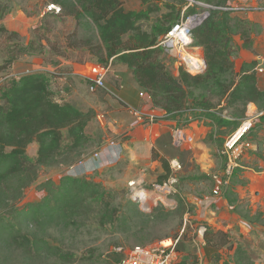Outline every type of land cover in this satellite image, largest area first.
<instances>
[{"label":"trees","instance_id":"trees-1","mask_svg":"<svg viewBox=\"0 0 264 264\" xmlns=\"http://www.w3.org/2000/svg\"><path fill=\"white\" fill-rule=\"evenodd\" d=\"M48 1L59 8L55 17L72 18L76 27H84L88 35L80 38L76 30L70 32L62 49L53 44L49 32L37 34L25 45L17 32L0 26V36L12 43L6 47L7 58L0 63V74L5 73L0 83V205L18 197L37 178L40 168L75 166L95 153L89 152L95 143L91 133L95 110L65 97L69 87L61 80L69 79L71 71L61 60L70 59L68 51L86 53V57L81 54L75 62L100 67L105 72V83L116 85L115 75L128 71L152 107L163 111V119L173 123V129L202 123L209 128L205 141L214 147L220 148L224 137L238 128L249 104H254L262 114L248 140L254 129L264 127V90L257 87V61L243 62L238 70L235 65L240 51L255 53V38L264 30L258 23L239 16L240 11L231 6L233 0H195L206 8L187 6L188 0H175L179 5L139 0L140 10L125 8L124 0ZM198 8L206 11L207 16L192 29L191 38L192 46L202 50L205 71L189 74L179 68L178 76H174L165 64L158 42L179 22L184 9L183 17H187L200 14ZM9 13V5L0 0V21ZM46 48L55 58L48 65L51 70H33L18 76L9 71L18 58L42 56ZM32 143L38 146L34 159L26 153ZM95 146L99 149L102 143ZM152 160L163 169L158 184L172 178L167 159L154 154ZM233 176L226 187L219 189L228 191ZM45 185L48 196L28 212H19L21 224L40 219L41 226L56 220L69 223L84 206L99 208L97 215L109 222L115 218L112 194L86 175L62 177L58 186L51 182ZM203 228L204 246L213 251L211 261L218 264L222 259L219 251L231 248L229 236L222 230ZM1 231L5 234L0 236V248L20 250L27 262L47 257L54 250L45 238L23 235L19 226L2 224ZM180 255L177 264H187L181 252ZM232 261L252 264L239 247L235 248Z\"/></svg>","mask_w":264,"mask_h":264},{"label":"rangeland","instance_id":"rangeland-1","mask_svg":"<svg viewBox=\"0 0 264 264\" xmlns=\"http://www.w3.org/2000/svg\"><path fill=\"white\" fill-rule=\"evenodd\" d=\"M2 1L9 5L10 13L0 21V26L8 31L17 32L25 45L41 32L45 34L49 32L53 44L56 43L61 48L65 44V36L72 31L76 30L80 38L88 35L84 27H76L72 18L55 17L59 13V8L48 0ZM163 1L179 5L175 0ZM233 1L234 6L231 5L233 8H242L243 12L248 13L264 7V3H258L257 0ZM124 6L133 10L142 8L139 0H124ZM200 10L201 13L196 15L195 19H191V26L206 14V11ZM241 17L245 18V16ZM256 39L257 37L255 42ZM235 40L237 44H240L237 38ZM11 44L6 36H0V63L7 58L5 50ZM240 53L235 59L236 70L242 64ZM81 54L87 56L80 51H68L66 55H69V60L75 62ZM252 57L257 64L261 61L256 51L252 53ZM163 59L167 68L173 72L174 66L171 61L174 60L173 62L177 64V59L166 54L163 55ZM53 60H55L54 56L46 48L42 56L24 55L18 58L13 64L15 72L12 69L13 66L9 71L21 74L37 70L39 67H46ZM85 72L90 80L101 74L98 69L89 72L85 69ZM78 73L83 74L84 70L78 69L76 74ZM4 75L5 73L0 74V83ZM263 79L264 76L259 77L262 81L261 87L264 86ZM77 81H74L76 93L74 94L73 91V98L88 105L93 96L88 93L87 85L83 81L80 83ZM105 107L100 111L104 112ZM250 115L255 113L252 112ZM91 133L95 143L90 146L89 152L95 153L90 154L85 158L86 160L94 158V155L99 154L104 147L103 130L97 124H93ZM164 138L163 142L157 143L152 149L151 159L154 154L158 158L167 159L173 172L172 178L177 184L174 195L159 200L152 198L151 191L152 186L158 184L159 177L163 174L158 161H155L157 164L150 162L152 164L148 163V166H144L128 162L125 156L120 157L119 163L113 166L100 165L94 167L95 171H91L92 173L85 171L77 174L71 171L75 166L70 165L40 168L37 178L25 187L18 197L0 205V236L5 234L1 231L2 224L16 225L22 229L23 235L45 238L54 250L47 257H38L27 262L24 259V253L20 250L1 246L0 264H119L124 253L134 247H147L180 235L182 237L179 250L187 264H214L211 261L213 251L205 248L203 235L199 233L201 227L222 230L229 236L231 248L224 247L219 251L222 259L218 264H232V255L237 247L252 264H264V179H262L264 178V127L261 129L258 127L250 134L249 142L253 148L245 151L239 160L238 165L241 169H238L239 171H236L233 176L228 191L220 190L217 182L212 179L213 175H221L225 169L226 161L221 152L229 138L228 135L224 137V143L220 148L215 147L212 162L209 163V165L212 163L214 167L209 168V175L204 176L203 179H197L201 176V171L196 162L202 154L198 155L191 149L175 147L173 143H177L174 140L172 143L169 135ZM195 141L191 143L183 141L180 144L196 146ZM97 142L102 143L99 149L95 146ZM37 148V144H30L26 150L27 155L34 159ZM173 157L177 159L180 166L177 170L172 168ZM85 159L80 164L85 163ZM98 169L101 170L98 172ZM81 174L86 175L87 179L100 183L107 192L112 194L114 212H116L112 222L102 219L101 214L97 215L99 208L84 206L85 209L80 210V215L69 223V220H56L41 226L39 221L42 219L33 220L26 225L20 223L19 212H28L48 196L46 183L51 182L58 186L62 177L79 178ZM217 189L219 194L214 196L212 192ZM143 190L147 197L142 201L140 197L135 198L134 194Z\"/></svg>","mask_w":264,"mask_h":264},{"label":"crops","instance_id":"crops-1","mask_svg":"<svg viewBox=\"0 0 264 264\" xmlns=\"http://www.w3.org/2000/svg\"><path fill=\"white\" fill-rule=\"evenodd\" d=\"M257 1L258 3H264V0ZM233 3L234 1L231 2V5ZM236 10L240 11L239 14H242L241 16H245V18H247L248 20L258 23L264 30V7H260L257 9V11H252L249 13L243 12L242 8H236ZM254 50L261 57V61L258 62L256 69L257 87L259 90H264V86L261 87L260 85L262 81L259 80V77L264 76V33L257 37L254 44ZM198 51L202 54V50L200 48L198 49ZM240 56L242 57V60L240 61L242 63L251 61L253 58L252 53L244 50L241 51ZM61 61V63L64 66L69 67V70L71 71V77L69 79L61 80L66 82L67 86L69 87V93L65 94V97L69 100L80 102L85 108L94 109L97 116L92 124H97L105 134V140H103L104 147L99 153V157L97 159H87L85 163H82L84 164L83 166L77 164L74 168L71 169V171L75 174L85 171L94 172V167L96 166H113L119 163V160H116V155L118 153L121 158L126 156L128 162L132 164L139 163L143 164L144 166H148L152 163L157 164V162L152 161L151 159L152 149L157 143L163 142L165 140L164 136L166 135H169L172 143L173 140L174 142H176V131L172 127V122L163 119L165 117L164 112L152 107L150 99L143 93L137 83L132 79L129 72H118L115 75L116 85L106 82L105 91L98 90L94 93H91L88 90V86H86L88 93L93 96V98L87 105L85 103H82L80 100H76L73 98V91L74 94L76 93V84L74 83V81L78 80V83L83 81L87 85V81H90V79L88 77L89 75L85 72V69L87 70V72L94 71L95 69L101 71L102 69L97 65L88 62L78 63L71 60ZM173 61H171V64L174 66V71L172 72V74L174 76H178L179 67L178 64ZM12 69L15 72L14 65ZM39 69L43 71H49L52 69V67H39ZM78 69H83L84 73L76 74ZM14 72L12 73L13 76H18L25 73L23 72L21 74H15ZM104 106H106L104 108V112H101L100 110ZM252 112L256 113L258 112V110L254 104H249L245 116L252 114ZM138 116H140L141 119ZM147 116L156 117V121H148V119L146 118ZM179 130L182 131L184 135L191 140L189 141L190 143L196 140L195 143L197 142V145L193 146L192 144L185 143H181L178 145L173 143V145H176L175 147L191 149L194 153H198V155L202 154L199 158V161H196L201 171V176H199V178L208 176V171H210L209 168L212 169L214 167L212 163L210 165L209 163L212 162L211 160L213 158L215 149L212 144L205 141V136L209 128L203 126L202 123L194 122L187 127L181 128ZM110 144H112L113 147H107ZM182 145H184L185 147ZM198 147L200 149L199 151ZM172 163H178L177 159L173 157ZM100 170L101 169H98L97 171L99 172Z\"/></svg>","mask_w":264,"mask_h":264},{"label":"built area","instance_id":"built-area-1","mask_svg":"<svg viewBox=\"0 0 264 264\" xmlns=\"http://www.w3.org/2000/svg\"><path fill=\"white\" fill-rule=\"evenodd\" d=\"M187 6L207 7L195 0H188ZM183 14L184 10L182 11L179 22L173 25L170 30L162 38H160L158 47L163 50L164 54L177 59L178 67L182 68L187 73H202L206 68L205 60L203 55L198 51L199 48L192 46L191 31L195 26L202 22V20L207 16V13L192 26L190 23L196 18V15L183 17ZM184 57H187L188 59H185ZM104 75L105 72L101 70V74L97 78L90 80V84L88 85L89 92L94 93L97 89H105ZM261 114L262 113L257 112L255 115H248L244 118L238 128L224 143V149L221 154L225 157V169L221 175L212 176V179L217 182L219 187H226L229 184L234 170L239 167V160L244 155L245 151L253 148V145L248 140V134L256 124L257 119ZM138 117L140 118V116ZM146 118L150 122L156 121V117L154 116H147ZM175 131L177 144H180V142L183 141H191L189 138H186L182 131ZM107 147L111 148L113 145L110 144ZM94 156L95 157L92 159H97L99 154H95ZM119 158L120 155L118 153L116 155V160H119ZM83 165L84 164H80V166ZM172 168L177 170L180 166L178 163H174ZM175 184L176 180L173 178L168 179L164 184H155L151 188L152 194L158 196V198H156L157 200L172 196L176 193ZM212 193L214 196H217L219 194V189L214 190ZM135 195L136 194H134V196ZM199 233H202L203 235V227L199 229ZM181 237L182 235L176 238L164 239L147 247H134L124 253L119 264H177L181 257L180 252L178 251ZM118 251L121 250L118 249Z\"/></svg>","mask_w":264,"mask_h":264},{"label":"bare ground","instance_id":"bare-ground-1","mask_svg":"<svg viewBox=\"0 0 264 264\" xmlns=\"http://www.w3.org/2000/svg\"><path fill=\"white\" fill-rule=\"evenodd\" d=\"M184 58L185 59H188L187 57H184ZM135 194H136L135 196L141 198V201L143 200V198H146L147 197V195H145L146 194L145 191H138ZM152 198L153 199H156V198H158V196L157 195H152Z\"/></svg>","mask_w":264,"mask_h":264},{"label":"clouds","instance_id":"clouds-1","mask_svg":"<svg viewBox=\"0 0 264 264\" xmlns=\"http://www.w3.org/2000/svg\"><path fill=\"white\" fill-rule=\"evenodd\" d=\"M83 176V175H82Z\"/></svg>","mask_w":264,"mask_h":264}]
</instances>
